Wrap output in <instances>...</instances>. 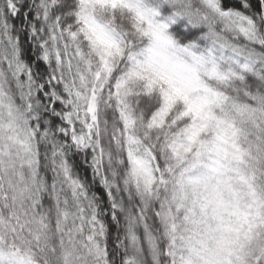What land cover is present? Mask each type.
Wrapping results in <instances>:
<instances>
[{"label": "snow or ice", "instance_id": "1", "mask_svg": "<svg viewBox=\"0 0 264 264\" xmlns=\"http://www.w3.org/2000/svg\"><path fill=\"white\" fill-rule=\"evenodd\" d=\"M0 264H264V0H0Z\"/></svg>", "mask_w": 264, "mask_h": 264}]
</instances>
